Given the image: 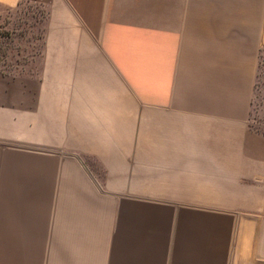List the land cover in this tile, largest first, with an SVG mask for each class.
<instances>
[{"label": "crops", "instance_id": "obj_1", "mask_svg": "<svg viewBox=\"0 0 264 264\" xmlns=\"http://www.w3.org/2000/svg\"><path fill=\"white\" fill-rule=\"evenodd\" d=\"M25 1L44 31L34 76L0 72V264H231L239 216L264 219V0L0 6Z\"/></svg>", "mask_w": 264, "mask_h": 264}, {"label": "rangeland", "instance_id": "obj_2", "mask_svg": "<svg viewBox=\"0 0 264 264\" xmlns=\"http://www.w3.org/2000/svg\"><path fill=\"white\" fill-rule=\"evenodd\" d=\"M44 19V9L37 2L0 6V72L24 77L35 75L41 56ZM251 118V125L264 131V48L259 55Z\"/></svg>", "mask_w": 264, "mask_h": 264}, {"label": "water", "instance_id": "obj_3", "mask_svg": "<svg viewBox=\"0 0 264 264\" xmlns=\"http://www.w3.org/2000/svg\"><path fill=\"white\" fill-rule=\"evenodd\" d=\"M262 44L264 45V25ZM263 229L264 220L258 215L242 213L239 216L231 264H264V259L256 254L258 239Z\"/></svg>", "mask_w": 264, "mask_h": 264}, {"label": "trees", "instance_id": "obj_4", "mask_svg": "<svg viewBox=\"0 0 264 264\" xmlns=\"http://www.w3.org/2000/svg\"><path fill=\"white\" fill-rule=\"evenodd\" d=\"M259 133L264 135V131L256 129Z\"/></svg>", "mask_w": 264, "mask_h": 264}]
</instances>
